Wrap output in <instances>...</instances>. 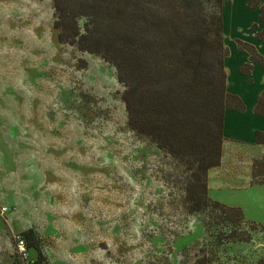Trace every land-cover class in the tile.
I'll return each mask as SVG.
<instances>
[{
	"label": "rangeland",
	"instance_id": "obj_1",
	"mask_svg": "<svg viewBox=\"0 0 264 264\" xmlns=\"http://www.w3.org/2000/svg\"><path fill=\"white\" fill-rule=\"evenodd\" d=\"M53 11L52 0H0V264L19 262L14 234L29 227L48 264H190L206 243L212 264H264V223L250 219L264 218V188L246 194L251 206L244 196L252 239L216 246L206 214L187 210L186 154L131 129L116 68L59 42ZM203 12L217 13L212 1ZM216 45L152 66L156 89L146 99L160 104L185 153L188 138L201 145L196 159L217 142L227 100Z\"/></svg>",
	"mask_w": 264,
	"mask_h": 264
},
{
	"label": "trees",
	"instance_id": "obj_2",
	"mask_svg": "<svg viewBox=\"0 0 264 264\" xmlns=\"http://www.w3.org/2000/svg\"><path fill=\"white\" fill-rule=\"evenodd\" d=\"M210 1L217 13L206 15L203 12L204 18L202 10ZM52 2L53 27L57 31L58 41L76 46L81 51L97 54L116 68L117 79L124 86L121 97L125 102L127 121L131 129L151 137L175 157L181 158L182 154H186L189 171L186 186L187 210L191 214H206L208 218L204 221L206 231L214 237V244L220 246L230 241L249 242L255 226L245 218L243 210L215 200L208 194V170L219 165L221 161L220 140L223 141L224 110L243 109V103L226 90V93H222L227 100L220 108L217 142L215 145L214 141L206 145L203 155L201 151L199 156H202L196 159L197 151L193 153L196 142L192 146L188 138L185 153L177 145L172 130L165 126L160 104L146 102L152 95L150 93H154L156 89L152 66H160L167 55L169 59L177 62H183L185 58L194 59L209 49L213 41L217 43V50H222L221 69L226 82L223 60L228 50L223 42L222 0H52ZM257 3L256 0H249L248 8H254ZM261 11L260 19L264 20V6L261 7ZM199 23L203 26L209 25L213 40L209 39L206 32L208 28L202 29ZM190 25L191 27L194 25L195 31H190ZM187 26L190 30L186 28ZM240 46L250 51V59L264 65V58L251 45L240 42ZM251 67V64H245L240 70L244 74H249ZM179 84L180 81H176L174 86ZM176 94L178 99L185 93ZM263 99L264 95L255 108L260 114H264ZM172 117L174 116L170 114L169 119ZM259 134L258 132V140ZM196 145L201 147L198 143ZM252 182L264 183V157L254 161ZM247 223L250 224L249 228L244 227ZM21 234L28 248L37 252L34 264H48V256L44 250L45 242L40 234L33 227L23 230ZM206 246L203 244L199 247L194 261L190 264L213 263V252L207 251ZM15 262L20 264L17 260Z\"/></svg>",
	"mask_w": 264,
	"mask_h": 264
},
{
	"label": "crops",
	"instance_id": "obj_3",
	"mask_svg": "<svg viewBox=\"0 0 264 264\" xmlns=\"http://www.w3.org/2000/svg\"><path fill=\"white\" fill-rule=\"evenodd\" d=\"M256 1L254 8H248L249 0H222L223 42L228 50L223 60L225 90L237 96L244 108L224 110L221 161L208 170L210 197L240 207L243 213L244 196L264 188V183L252 182L254 161L264 156V114L255 111L264 95V65L250 59V51L240 46V42L251 45L264 58V20L260 19L264 0ZM245 64L252 65L249 74L240 70ZM246 201L251 206L254 199L246 195ZM258 206L264 216V200ZM250 219L264 223V218Z\"/></svg>",
	"mask_w": 264,
	"mask_h": 264
},
{
	"label": "built area",
	"instance_id": "obj_4",
	"mask_svg": "<svg viewBox=\"0 0 264 264\" xmlns=\"http://www.w3.org/2000/svg\"><path fill=\"white\" fill-rule=\"evenodd\" d=\"M3 213L8 211V207H2ZM15 250L18 255L20 264H34V258L30 256L31 248H28L27 242L21 233L14 234Z\"/></svg>",
	"mask_w": 264,
	"mask_h": 264
}]
</instances>
